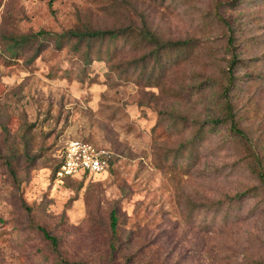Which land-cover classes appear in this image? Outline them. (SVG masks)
I'll return each instance as SVG.
<instances>
[{"label": "rangeland", "instance_id": "rangeland-1", "mask_svg": "<svg viewBox=\"0 0 264 264\" xmlns=\"http://www.w3.org/2000/svg\"><path fill=\"white\" fill-rule=\"evenodd\" d=\"M66 261L264 264V0H0V264Z\"/></svg>", "mask_w": 264, "mask_h": 264}, {"label": "built area", "instance_id": "built-area-1", "mask_svg": "<svg viewBox=\"0 0 264 264\" xmlns=\"http://www.w3.org/2000/svg\"><path fill=\"white\" fill-rule=\"evenodd\" d=\"M61 163L56 170V178L67 176L82 177L95 175L108 168L112 151L103 143L80 137L66 138L58 149Z\"/></svg>", "mask_w": 264, "mask_h": 264}, {"label": "trees", "instance_id": "trees-1", "mask_svg": "<svg viewBox=\"0 0 264 264\" xmlns=\"http://www.w3.org/2000/svg\"><path fill=\"white\" fill-rule=\"evenodd\" d=\"M70 33L74 36H77L79 38H94V37H105L107 35L110 36H116L119 33H123V34H127L128 31H119L117 29H111V28H90V29H86V30H79V29H71ZM37 34H39V32H37ZM150 38L149 40L152 42H158V46L156 47V49H154V51H156V55L159 56L161 51L165 48H173V47H179L181 45H186L189 44L191 41L190 39H177V40H166L164 42H160L159 39L155 36V35H151V33H149ZM238 60V53L234 54L233 56V60L231 62L230 65V69H229V74H228V85L226 87V90H228L231 86L233 87V85H235V80H236V76L234 75V67L236 66ZM112 151V149H111ZM113 157H114V153L112 151V156L108 165V168L106 170H108L112 164H113ZM61 160L60 158L57 156V163H56V167H55V176H56V170L58 169V167L60 166ZM105 170V171H106ZM93 175H88V173L84 174L82 177H73V176H67L64 179H80V180H89L92 178ZM63 179V180H64ZM117 215L115 214V211L112 212V220H111V226L113 230H116L117 227ZM40 228L44 231V234L50 238L52 240V242L54 244H56L58 242V239L56 236L50 234L45 227L40 226ZM66 264H85L82 261H74V262H69L66 261Z\"/></svg>", "mask_w": 264, "mask_h": 264}]
</instances>
